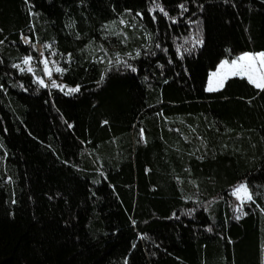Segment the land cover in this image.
Here are the masks:
<instances>
[{
	"label": "trees",
	"instance_id": "obj_1",
	"mask_svg": "<svg viewBox=\"0 0 264 264\" xmlns=\"http://www.w3.org/2000/svg\"><path fill=\"white\" fill-rule=\"evenodd\" d=\"M241 52L264 0H0V264H264V89L208 90Z\"/></svg>",
	"mask_w": 264,
	"mask_h": 264
},
{
	"label": "snow or ice",
	"instance_id": "obj_2",
	"mask_svg": "<svg viewBox=\"0 0 264 264\" xmlns=\"http://www.w3.org/2000/svg\"><path fill=\"white\" fill-rule=\"evenodd\" d=\"M28 60L25 61L27 63ZM221 70L227 69L224 72L223 76L219 80L210 81L209 91L218 90L217 88L212 87L213 83L218 84L220 87L223 86L224 80L229 76H243L246 77L251 83H253L257 88L264 89V53H260L257 56L250 54H245L233 60L229 65L228 61H224L221 64ZM31 71V69H29ZM220 76V73H213V77ZM78 89H72L71 91H77ZM237 192H244L247 195V188L241 186L240 189H237ZM248 199H251V196H247Z\"/></svg>",
	"mask_w": 264,
	"mask_h": 264
},
{
	"label": "rangeland",
	"instance_id": "obj_3",
	"mask_svg": "<svg viewBox=\"0 0 264 264\" xmlns=\"http://www.w3.org/2000/svg\"><path fill=\"white\" fill-rule=\"evenodd\" d=\"M26 42H28L27 40H26ZM113 47V46H112ZM111 47V48H112ZM38 51H39V53L41 54V62H42V65H43V71H44V77L42 78V79H40L41 80V82L44 84V85H46V86H54V87H59V88H62V89H66V90H68V91H71L72 89H76L75 87H69V86H67V85H65L64 83H62L57 77H56V75H55V72H56V70H57V67H56V65H55V63L53 62V59L52 58H50V57H48V56H45L44 54H43V50H41V47L40 46H38ZM245 54H250V55H253V56H257L258 54H260V53H257V54H254V53H250V52H241L239 55H238V57H240V56H243V55H245ZM237 57V58H238ZM237 58L236 59H234V60H237ZM26 60H28V62L27 63H25L24 62V65H25V68H27V69H31V71H33L34 70V68H33V63L31 62V60L29 59V58H27ZM25 60V61H26ZM224 61H228V63H229V65L232 63V61L233 60H226V59H223V60H221V62L219 63V65L217 66V68L215 69V70H213V71H211V73H210V76H209V82H208V89H209V87H210V81H212V80H219L222 76H223V74H224V72H226L227 71V69H224V70H221V64L224 62ZM213 73H220V76H217V77H213ZM237 76H240V75H237ZM229 77H232V76H229ZM228 77V78H229ZM241 77H243V76H241ZM226 80V79H225ZM224 80V81H225ZM212 87H214V88H217V89H219V88H221L218 84H216V83H213L212 85H211ZM241 186H245L246 188H247V195L244 193V192H237V189H240L241 188ZM234 195L236 196V198H237V200H238V202L241 204V203H243V202H245V201H248L249 199L247 198V196L248 195H250L251 196V191H250V188L248 187V185L246 184V183H242V184H240L239 186H237L235 189H234Z\"/></svg>",
	"mask_w": 264,
	"mask_h": 264
},
{
	"label": "built area",
	"instance_id": "obj_4",
	"mask_svg": "<svg viewBox=\"0 0 264 264\" xmlns=\"http://www.w3.org/2000/svg\"><path fill=\"white\" fill-rule=\"evenodd\" d=\"M23 40H24V42H26V40L28 41L27 43H29V38L28 37H26V36H23ZM41 47V46H40ZM41 50H42V48H41Z\"/></svg>",
	"mask_w": 264,
	"mask_h": 264
}]
</instances>
